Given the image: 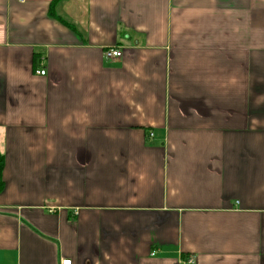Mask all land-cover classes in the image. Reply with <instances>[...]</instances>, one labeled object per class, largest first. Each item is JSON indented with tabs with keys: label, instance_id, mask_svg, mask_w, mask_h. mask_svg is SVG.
Returning <instances> with one entry per match:
<instances>
[{
	"label": "crops",
	"instance_id": "0c3cea01",
	"mask_svg": "<svg viewBox=\"0 0 264 264\" xmlns=\"http://www.w3.org/2000/svg\"><path fill=\"white\" fill-rule=\"evenodd\" d=\"M0 153V264H264V0H0Z\"/></svg>",
	"mask_w": 264,
	"mask_h": 264
},
{
	"label": "built area",
	"instance_id": "2783aa9c",
	"mask_svg": "<svg viewBox=\"0 0 264 264\" xmlns=\"http://www.w3.org/2000/svg\"><path fill=\"white\" fill-rule=\"evenodd\" d=\"M104 56L107 59H119L122 56V51L119 48H110L105 51ZM44 73V71H37L39 75H44ZM61 264H70V261L64 260ZM180 264H196V261L193 256H188Z\"/></svg>",
	"mask_w": 264,
	"mask_h": 264
},
{
	"label": "trees",
	"instance_id": "16d2710c",
	"mask_svg": "<svg viewBox=\"0 0 264 264\" xmlns=\"http://www.w3.org/2000/svg\"><path fill=\"white\" fill-rule=\"evenodd\" d=\"M57 0H54V2ZM2 169H3V156L0 153V191L2 190Z\"/></svg>",
	"mask_w": 264,
	"mask_h": 264
}]
</instances>
